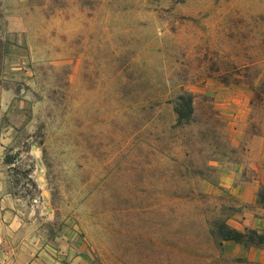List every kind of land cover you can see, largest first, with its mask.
Masks as SVG:
<instances>
[{"label":"rangeland","instance_id":"rangeland-1","mask_svg":"<svg viewBox=\"0 0 264 264\" xmlns=\"http://www.w3.org/2000/svg\"><path fill=\"white\" fill-rule=\"evenodd\" d=\"M0 71L12 186L44 231L98 264H248L209 229L264 137V0H0Z\"/></svg>","mask_w":264,"mask_h":264},{"label":"crops","instance_id":"crops-1","mask_svg":"<svg viewBox=\"0 0 264 264\" xmlns=\"http://www.w3.org/2000/svg\"><path fill=\"white\" fill-rule=\"evenodd\" d=\"M14 94L8 76L0 71V264H98L82 238L71 230L47 232L42 219L21 208V199L14 191L6 157L8 129L6 116ZM248 144L253 174L241 179L227 175L223 184L233 200L234 213L227 219L236 229L264 230V202L258 200L264 185V137L253 136ZM242 171V170H241ZM230 177V179H229ZM221 245L231 258L244 259L248 264H264V244L244 246L230 240Z\"/></svg>","mask_w":264,"mask_h":264},{"label":"trees","instance_id":"trees-1","mask_svg":"<svg viewBox=\"0 0 264 264\" xmlns=\"http://www.w3.org/2000/svg\"><path fill=\"white\" fill-rule=\"evenodd\" d=\"M258 88L259 85L254 86V93ZM173 110L177 124L188 123L194 113L192 95L190 93L178 94L174 100ZM209 233L218 238L219 244L223 240L234 241L244 246H260L264 244V230L259 232L252 228L236 229L228 225L225 219L216 220L209 229Z\"/></svg>","mask_w":264,"mask_h":264}]
</instances>
